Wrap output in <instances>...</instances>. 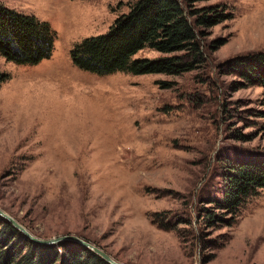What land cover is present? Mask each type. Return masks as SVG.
Listing matches in <instances>:
<instances>
[{
	"label": "rangeland",
	"instance_id": "374dc122",
	"mask_svg": "<svg viewBox=\"0 0 264 264\" xmlns=\"http://www.w3.org/2000/svg\"><path fill=\"white\" fill-rule=\"evenodd\" d=\"M136 1L0 0L53 32L38 63L0 54V209L38 238L73 234L122 264H264V189L234 215L215 204L231 166L264 162V87L224 69L264 52V0H179L226 15L195 26L202 60L179 74L76 66L73 47ZM181 54L145 46L132 59ZM22 242L6 250L29 259Z\"/></svg>",
	"mask_w": 264,
	"mask_h": 264
},
{
	"label": "trees",
	"instance_id": "16d2710c",
	"mask_svg": "<svg viewBox=\"0 0 264 264\" xmlns=\"http://www.w3.org/2000/svg\"><path fill=\"white\" fill-rule=\"evenodd\" d=\"M225 17L215 7L187 12L179 0H137L127 13L115 18L106 33L83 39L70 53L76 66L99 74L116 70L134 74H179L202 60L195 26L217 24ZM145 46L182 54L132 59ZM52 48L53 32L46 22L0 3V54L5 59L17 64H34L48 58ZM224 66L225 71L236 75L240 86L264 87V52L234 57ZM6 77L0 73V81ZM259 189H264V162L234 164L225 176L222 199L215 204L223 212L234 215L242 202ZM13 239L23 240L24 246H34L29 251L33 254L31 258L27 259L24 254L26 260L6 250ZM0 264L109 263L75 242H62L59 246L38 244L0 216Z\"/></svg>",
	"mask_w": 264,
	"mask_h": 264
},
{
	"label": "water",
	"instance_id": "95a60500",
	"mask_svg": "<svg viewBox=\"0 0 264 264\" xmlns=\"http://www.w3.org/2000/svg\"><path fill=\"white\" fill-rule=\"evenodd\" d=\"M0 216L4 219H6L8 222H10L16 229H18L20 232H22L26 237H28L30 240L43 245H51L56 244L63 241H70L78 243L79 245L91 250L95 254L99 255L103 260H105L109 264H122L116 260H114L108 253H106L104 250L99 248L98 246L93 245L92 243L76 236L73 234H67L63 236H58L56 238L52 239H41L34 235H32L23 225H21L18 221H16L14 218H12L10 215L5 213L2 209H0Z\"/></svg>",
	"mask_w": 264,
	"mask_h": 264
}]
</instances>
